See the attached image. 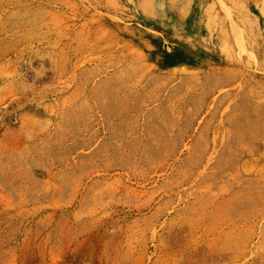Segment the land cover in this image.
I'll list each match as a JSON object with an SVG mask.
<instances>
[{
  "label": "rangeland",
  "instance_id": "1",
  "mask_svg": "<svg viewBox=\"0 0 264 264\" xmlns=\"http://www.w3.org/2000/svg\"><path fill=\"white\" fill-rule=\"evenodd\" d=\"M0 264H264V0H0Z\"/></svg>",
  "mask_w": 264,
  "mask_h": 264
}]
</instances>
